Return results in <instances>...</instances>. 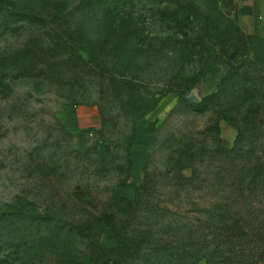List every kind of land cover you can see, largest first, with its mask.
<instances>
[{
	"label": "rangeland",
	"instance_id": "rangeland-1",
	"mask_svg": "<svg viewBox=\"0 0 264 264\" xmlns=\"http://www.w3.org/2000/svg\"><path fill=\"white\" fill-rule=\"evenodd\" d=\"M145 4L0 0V264H264V0Z\"/></svg>",
	"mask_w": 264,
	"mask_h": 264
},
{
	"label": "trees",
	"instance_id": "trees-1",
	"mask_svg": "<svg viewBox=\"0 0 264 264\" xmlns=\"http://www.w3.org/2000/svg\"><path fill=\"white\" fill-rule=\"evenodd\" d=\"M147 0H104V2L107 4V17H106V22L107 28H112L116 29L117 27H122L123 28V35H125L126 39L129 41L134 42L138 46H154L155 43L152 41H158L157 39H152L150 40L151 37H147L145 34V24L142 18L144 17L143 14L147 13L148 6L145 4ZM174 3L177 2V0H172ZM161 5V4H160ZM142 9L143 12H142ZM106 27V26H105ZM159 45L162 46L163 48L170 47L171 42L168 39H163L158 41ZM189 43V42H188ZM188 43L181 42V45L184 44L185 46L188 45ZM160 46H157L160 48ZM234 55L230 57V59H233ZM198 70V65L195 64V73ZM201 70H202V65H201ZM238 70V69H237ZM206 74V73H205ZM229 77H232L234 81H237L239 74L238 72H233V69L229 70ZM203 74H201L202 76ZM235 84H238L236 82H233ZM237 86V85H236ZM241 92V90H240ZM208 102L207 99L203 100L201 103L192 104L190 101V105H194L197 109H200V111L205 110L206 108L204 107V104ZM157 106V101L156 103L150 104V100L148 98H143L140 102H137V99H133L131 101V107H133V115L136 114V120H140L143 116H145L147 113L153 111L155 107ZM242 136H240V139ZM246 185H251L252 180H249L248 182H244ZM243 225H245V221H243ZM242 225V226H243ZM246 233L243 232L241 233L240 236L245 237ZM93 238L96 239V241L99 242H104V234H102L101 231H97L94 233ZM232 234L231 233H226L223 236V240L227 242L228 246L225 247L224 249H221L218 247V249L211 253L217 254V255H222V259L220 261H215L213 259H209L205 255V261L206 264H226L229 263L230 260L233 258H240L241 253L244 250V248H237L235 249L234 245H230V242L232 241ZM103 246H108L106 243ZM109 247L114 248V245H111ZM228 253L231 258H229ZM234 253H237V255H234ZM224 254V255H223ZM234 255V256H233ZM182 258V256H181ZM264 260V259H263Z\"/></svg>",
	"mask_w": 264,
	"mask_h": 264
}]
</instances>
